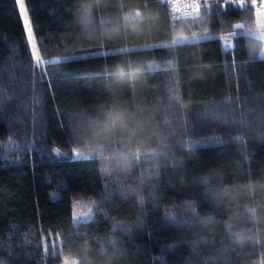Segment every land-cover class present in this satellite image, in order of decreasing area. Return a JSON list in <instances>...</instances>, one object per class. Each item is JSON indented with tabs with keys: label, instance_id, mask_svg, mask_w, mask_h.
<instances>
[{
	"label": "trees",
	"instance_id": "obj_1",
	"mask_svg": "<svg viewBox=\"0 0 264 264\" xmlns=\"http://www.w3.org/2000/svg\"><path fill=\"white\" fill-rule=\"evenodd\" d=\"M254 1L0 0V264H264Z\"/></svg>",
	"mask_w": 264,
	"mask_h": 264
},
{
	"label": "rangeland",
	"instance_id": "obj_2",
	"mask_svg": "<svg viewBox=\"0 0 264 264\" xmlns=\"http://www.w3.org/2000/svg\"><path fill=\"white\" fill-rule=\"evenodd\" d=\"M201 0H199V4ZM255 12H256V28L253 31V34L263 40V47L260 52L259 57H264V16L261 4H259V0L254 1ZM232 34H227L223 38L225 39L226 43L228 44V40H230ZM229 46V44H228ZM92 206L90 203L85 199H76L72 203V221L73 223H78L87 219L91 213ZM61 264H78L76 259H62Z\"/></svg>",
	"mask_w": 264,
	"mask_h": 264
},
{
	"label": "built area",
	"instance_id": "obj_3",
	"mask_svg": "<svg viewBox=\"0 0 264 264\" xmlns=\"http://www.w3.org/2000/svg\"><path fill=\"white\" fill-rule=\"evenodd\" d=\"M168 9L173 24L179 20L195 17L199 11V0H157Z\"/></svg>",
	"mask_w": 264,
	"mask_h": 264
},
{
	"label": "snow or ice",
	"instance_id": "obj_4",
	"mask_svg": "<svg viewBox=\"0 0 264 264\" xmlns=\"http://www.w3.org/2000/svg\"><path fill=\"white\" fill-rule=\"evenodd\" d=\"M18 3H19V8H20V12L21 14L23 15L24 17V23H25V27L27 29V32H28V37H29V40H31V37H32V32H33V29L31 27L28 26V14L25 12V5L23 3V0H18ZM239 27V26H237ZM33 55H34V58L36 60V66L39 67L40 64L42 63V60H41V57H40V54L38 52L35 51V44H33ZM264 58V57H262ZM0 95H2V93H0ZM179 105H177V108L179 109ZM167 130L168 131H172V127L171 125H168L167 126ZM89 159H92V157H89ZM147 179H149V177H145V178H142L141 179V183L145 182ZM131 195H133L134 197L135 196H142V193L138 192V191H133L131 193ZM187 208H191L193 210V212L195 211V205L194 204H189L186 206ZM98 210V209H97ZM197 219H199L198 215L196 216ZM116 227H119V228H123L124 226L123 225H117ZM106 254V253H105Z\"/></svg>",
	"mask_w": 264,
	"mask_h": 264
}]
</instances>
